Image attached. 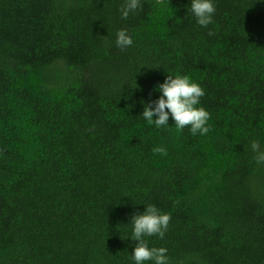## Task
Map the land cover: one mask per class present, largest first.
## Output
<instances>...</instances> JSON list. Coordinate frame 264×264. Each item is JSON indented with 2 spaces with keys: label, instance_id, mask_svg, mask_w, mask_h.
<instances>
[{
  "label": "trees",
  "instance_id": "1",
  "mask_svg": "<svg viewBox=\"0 0 264 264\" xmlns=\"http://www.w3.org/2000/svg\"><path fill=\"white\" fill-rule=\"evenodd\" d=\"M188 4L0 0V264H132L148 204L169 264H264V0H215L208 28ZM167 75L204 89L206 135L140 117Z\"/></svg>",
  "mask_w": 264,
  "mask_h": 264
},
{
  "label": "clouds",
  "instance_id": "2",
  "mask_svg": "<svg viewBox=\"0 0 264 264\" xmlns=\"http://www.w3.org/2000/svg\"><path fill=\"white\" fill-rule=\"evenodd\" d=\"M142 8V0H124V5L119 9L122 19L127 20L129 14H135ZM195 17V22L202 28H208L214 23L216 12L215 0H189L187 13ZM209 35L214 33L209 30ZM133 45V38L126 29L116 33V46L122 51ZM159 92L155 101L144 103L140 117L150 126L167 128L171 117L175 128L183 131L186 127L192 135H206L210 131V113L201 105V98L205 95L204 89L193 82L187 75H167L163 83L154 88ZM156 117L153 119V117ZM250 147L255 155L257 165H264V145L253 140ZM156 153H164V149L155 148ZM171 215L161 212L155 205H144L140 214L131 218L132 231L130 240L135 243L130 254L132 264H169L168 249L164 247H149L145 237L156 236L163 239L168 229Z\"/></svg>",
  "mask_w": 264,
  "mask_h": 264
}]
</instances>
